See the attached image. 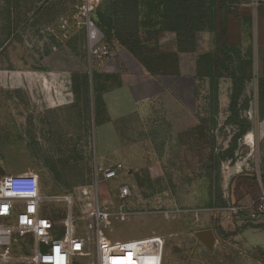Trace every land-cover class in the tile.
Wrapping results in <instances>:
<instances>
[{"label":"rangeland","instance_id":"rangeland-1","mask_svg":"<svg viewBox=\"0 0 264 264\" xmlns=\"http://www.w3.org/2000/svg\"><path fill=\"white\" fill-rule=\"evenodd\" d=\"M83 3L0 0V176L39 175L47 195H77L79 217L99 197L101 208L112 211L106 228L112 240L164 236L163 261L146 264H264V247L244 235L256 229L248 217L220 210L229 203L227 194L240 203L247 196L256 200L262 190L264 70L228 47L217 52L215 46L211 54L219 75V107L212 106L208 65L201 58L198 121L174 102L149 103L144 120L121 124L130 156L120 162L119 178L98 189L95 79L107 73L89 60L83 30L60 28L62 18L76 17ZM96 8L92 16L100 27L112 23L108 7L100 16ZM168 83L177 90L181 85ZM236 83L243 87L236 113L250 125L242 136L230 111ZM223 85L228 92L221 94ZM240 167L243 173L236 174ZM124 187L130 190L126 199L120 194ZM122 210L129 212L125 221L119 217ZM78 224L79 232L92 236L88 221ZM205 230L216 236L212 251L197 244L195 232Z\"/></svg>","mask_w":264,"mask_h":264},{"label":"built area","instance_id":"built-area-1","mask_svg":"<svg viewBox=\"0 0 264 264\" xmlns=\"http://www.w3.org/2000/svg\"><path fill=\"white\" fill-rule=\"evenodd\" d=\"M98 3V2H97ZM84 0L76 17L62 18L60 28L83 30L90 61L103 63L114 57L113 46L92 17L98 6ZM121 165L95 173L96 186L118 178ZM121 198L130 195L121 189ZM74 195H47L39 175L34 173L0 176V264H146L161 263L166 239L156 233L132 241L112 240L106 228L112 211L101 208L93 198L90 211L76 216ZM220 210L234 216H246L249 223L264 221V189L256 202L245 205L229 202ZM129 212L119 213L125 221ZM88 221L93 236L79 232V219ZM77 220V222H76ZM93 246V247H92Z\"/></svg>","mask_w":264,"mask_h":264},{"label":"crops","instance_id":"crops-1","mask_svg":"<svg viewBox=\"0 0 264 264\" xmlns=\"http://www.w3.org/2000/svg\"><path fill=\"white\" fill-rule=\"evenodd\" d=\"M101 1L97 0V4L99 5ZM137 1L139 2L140 34L145 36L149 32H157V39L149 41L147 48H160L167 55L177 56L178 62L175 63L177 74L170 75L164 71L156 76L151 75L144 65L117 41L113 43L114 57L103 63L97 62L101 72L107 73L95 79L99 107L95 111L94 158L98 165L96 172L100 174V178L103 171L121 165L120 162L128 161L129 145L122 134L121 124L131 119L137 122L140 119L144 120L151 112L147 108L149 103L155 100L174 102L191 121L197 120L200 111L196 97L199 85L198 63L216 46L215 36L209 31L192 36H179L176 33L161 31L162 0ZM226 42L227 47L238 57L249 62L253 61L264 70V0H240L232 5L227 21ZM108 73L116 75H108ZM168 80L181 84L179 89L169 84ZM227 92L228 89L224 88V85L221 86V94ZM167 114L170 115V113ZM192 126L195 127L197 124ZM171 128L174 132L177 129L175 124H171ZM112 164L114 166L103 169ZM121 167L123 171L124 168L122 165ZM243 171L244 168L240 167L236 174H241ZM101 183L103 182L99 183L98 189ZM261 186L263 190L264 182ZM74 196L77 208V195ZM225 197L230 198L229 202H236L231 199L233 196L231 197L230 194ZM258 198L255 200L247 196L240 203L249 205L256 202ZM91 206L87 211L91 210ZM263 224L264 221H258L252 224L256 229H248L244 232V235L250 238L256 247H264V229H261Z\"/></svg>","mask_w":264,"mask_h":264},{"label":"trees","instance_id":"trees-1","mask_svg":"<svg viewBox=\"0 0 264 264\" xmlns=\"http://www.w3.org/2000/svg\"><path fill=\"white\" fill-rule=\"evenodd\" d=\"M240 0H162L161 31L176 33L179 36H192L196 33L209 31L215 36L216 50L227 47V21L231 14V7ZM109 8L112 23L101 22L99 28L105 35V41L113 46L116 41L137 58L151 75L162 72L177 74L175 63L177 56L167 55L160 48L148 49L147 43L157 39V32H149L145 36L140 34L139 2L137 0H102L97 6L99 16L101 10ZM93 17V16H92ZM95 20V18L93 17ZM96 22V20H95ZM97 23V22H96ZM207 54L206 60L208 77L211 79V102L216 109L219 107V75L214 70L212 58ZM243 87L235 84L231 97V119L240 128V135L249 130L246 121L239 119L236 109Z\"/></svg>","mask_w":264,"mask_h":264},{"label":"bare ground","instance_id":"bare-ground-1","mask_svg":"<svg viewBox=\"0 0 264 264\" xmlns=\"http://www.w3.org/2000/svg\"><path fill=\"white\" fill-rule=\"evenodd\" d=\"M96 3H97V0H92L93 5H95ZM88 206H91V205H88ZM88 206L85 205V209ZM196 238L199 244L206 246L208 249L209 248L212 249L215 247L216 239L214 238L213 234H211L210 232L200 233L199 236H197Z\"/></svg>","mask_w":264,"mask_h":264},{"label":"water","instance_id":"water-1","mask_svg":"<svg viewBox=\"0 0 264 264\" xmlns=\"http://www.w3.org/2000/svg\"><path fill=\"white\" fill-rule=\"evenodd\" d=\"M206 232H210L211 234H213L214 238L216 239V236H215V234L213 233L212 230H205V231H201V232H197V233L195 232L194 235H196V237H197V236H199L200 233H206ZM216 242H217V240H216ZM197 244H199V243H197ZM215 245H216V243H215ZM205 247H206V246H205ZM214 248H215V247H214ZM214 248H212V249L209 248V249H208V248L206 247V249H207V250H210V251H212Z\"/></svg>","mask_w":264,"mask_h":264}]
</instances>
